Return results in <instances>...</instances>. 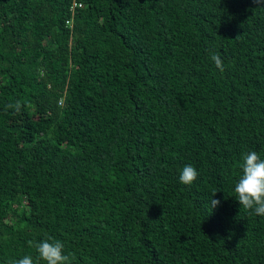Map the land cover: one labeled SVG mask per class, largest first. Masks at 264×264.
<instances>
[{"label": "trees", "instance_id": "1", "mask_svg": "<svg viewBox=\"0 0 264 264\" xmlns=\"http://www.w3.org/2000/svg\"><path fill=\"white\" fill-rule=\"evenodd\" d=\"M82 2L0 0V264H264V0Z\"/></svg>", "mask_w": 264, "mask_h": 264}, {"label": "built area", "instance_id": "2", "mask_svg": "<svg viewBox=\"0 0 264 264\" xmlns=\"http://www.w3.org/2000/svg\"><path fill=\"white\" fill-rule=\"evenodd\" d=\"M84 4L82 0H73V5H72V12H75L79 8H83ZM68 24H71V22H68Z\"/></svg>", "mask_w": 264, "mask_h": 264}]
</instances>
